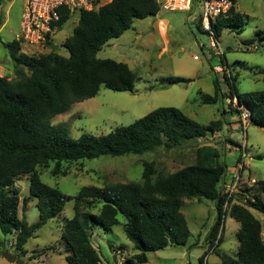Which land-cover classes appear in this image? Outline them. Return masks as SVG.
<instances>
[{
  "label": "trees",
  "instance_id": "1",
  "mask_svg": "<svg viewBox=\"0 0 264 264\" xmlns=\"http://www.w3.org/2000/svg\"><path fill=\"white\" fill-rule=\"evenodd\" d=\"M160 11L156 0H113L98 11L80 13L73 35L63 43L69 57L54 52L28 56L21 54L19 41L5 44L14 64L29 73L28 78L19 81L0 78V231L14 236L13 247L19 258L27 255L25 246L37 231L62 214L67 202L74 201L75 216L62 229L69 253L67 264H101L90 232L95 226L111 232L119 225V215L126 218L124 233L137 250L124 264H146L150 254L187 245L191 230L182 213L184 200L205 199L214 202L217 218L206 238L201 264L211 252L221 264H264L263 225L253 214H264V180H256L252 187L244 189L246 201L237 200L225 210L226 198L221 187L228 167L221 160L220 149L213 144L199 146L194 164L168 175L159 174L154 162H146L142 183L87 186L76 196H68L41 180L38 168L50 163H55L53 173L57 175L63 163L101 156L143 155L163 146L174 149L222 132L224 120L202 125L174 107L158 108L133 124L100 137L83 134L74 140L65 128L53 125L58 115L67 113L76 103L95 98L102 87L114 92L134 91L139 81L137 74L127 64L101 60L97 54L111 39L132 28L134 20L155 17ZM71 17L70 12L63 10L59 28ZM244 26V16L233 7L228 15L217 20L215 30L220 37L229 28L242 33ZM198 29L202 31L201 23ZM261 35L245 44H254L257 39L264 41ZM225 79L231 100L236 98L238 106L251 111L253 125L264 128V90L240 93L237 78ZM165 82L176 85L192 80L170 77ZM214 86L215 95L206 96V104L226 98L218 80ZM24 177L29 181L31 197L37 199L40 219L34 224L27 221L25 212L20 215L21 204L24 202V209L26 200H21L16 183ZM97 203L102 206L95 213ZM228 213L240 225L236 257L220 247L219 233Z\"/></svg>",
  "mask_w": 264,
  "mask_h": 264
},
{
  "label": "rangeland",
  "instance_id": "2",
  "mask_svg": "<svg viewBox=\"0 0 264 264\" xmlns=\"http://www.w3.org/2000/svg\"><path fill=\"white\" fill-rule=\"evenodd\" d=\"M236 11L244 16L243 32L240 33L237 28H229L219 37L220 47L224 52L222 59L228 64L224 73L214 72L215 66L222 65L220 56L210 49L208 35L198 29L199 20L195 22L194 17L189 18L190 13L161 10L155 17L134 20L132 28L121 37L111 39L97 54L98 59H111L127 64L139 77L134 91L114 92L102 87L95 98L76 103L70 111L53 120L54 126L65 128L69 136L76 140L83 134L96 137L108 135L116 128L129 126L158 108L174 107L202 125L224 120L225 126L220 135L216 133L215 141L212 137H206L185 142L174 149L163 146L143 155L101 156L63 163L57 175L53 173L55 163H50L38 168L41 180L68 196H76L87 186L142 183L146 162H154L159 174L175 173L194 164L197 148L205 144L217 146L221 151V160L227 164L230 172L233 171L243 159L240 146L232 144L229 138L224 139L223 134L229 133L228 126L233 125V140L245 146V137L243 140L236 126L240 112L235 111L237 102L230 98L225 77L237 78L236 87L240 93L264 90V41L257 39L256 44L260 46L257 51L249 50L245 44L258 34L264 36V0H237ZM21 15L22 2L0 0V78L12 81L24 80L29 73L25 68L14 64L5 48L6 43L19 41L22 46L21 54L28 56L54 52L69 57L63 43L73 35L79 22V15H72L52 37L50 45L32 46L21 38ZM170 77L191 79L192 82L170 85L165 82ZM215 80H218L226 98L219 99L215 104H206L205 97L215 95ZM229 144L234 146H230V150ZM246 145L248 150L245 163L249 170L244 176L252 174V178L256 180H264V128L249 125ZM16 186L21 200H26L24 209V202L21 204L20 215L25 212L30 224L38 222L40 216L36 207L37 199L29 193L27 177L17 182ZM101 206L99 203L95 204L93 212L98 213ZM182 213L191 230L187 245L167 247L150 254V260L146 264H201L200 258L206 251V238L215 224L217 210L211 200L185 199ZM253 214L262 222L264 233V214L258 211H253ZM74 216L75 202L69 201L62 214L50 220L27 242V255L19 259L25 264H67L66 257L69 253L62 238V229L65 222ZM118 219L119 225L111 232H106L100 226H95L90 232L91 241L100 254L101 264H113L116 249L125 251L127 258L137 251L124 233L126 218L119 215ZM239 228V223L228 213L219 239L222 240L221 249L233 257L237 256L239 249ZM14 243L13 235L5 236L0 231V264H16L2 256L5 252L15 253ZM111 245L117 247L113 248ZM208 264H221V261L216 254L210 253Z\"/></svg>",
  "mask_w": 264,
  "mask_h": 264
},
{
  "label": "built area",
  "instance_id": "3",
  "mask_svg": "<svg viewBox=\"0 0 264 264\" xmlns=\"http://www.w3.org/2000/svg\"><path fill=\"white\" fill-rule=\"evenodd\" d=\"M22 2V15L20 22L21 38L32 46L46 45L48 41H52V37L60 30L59 23L62 17V11L66 10L71 15L80 14L82 12H93L100 10L104 5L113 0H18ZM160 10L167 12H181L190 13V17L195 18V22L199 20L202 31L208 35L210 39V49L220 56L222 63L224 52L220 47L219 37L215 30L217 20L230 13L233 7H236L237 0H156ZM198 8L200 11L198 12ZM259 44L248 45L251 51L259 50ZM198 59V57H195ZM228 69L227 63H222L221 66H215L214 72L216 74L224 73ZM240 111L237 118V128L240 134L245 137V146L240 145V153L243 158L233 171L227 169V173L222 182V195L226 198L225 210H228L232 203L237 200L246 201L247 196L244 193L245 188H250L256 183V179L250 175L244 176L245 172L249 170L245 163L247 156V130L252 124V113L244 106H238ZM216 135V134H215ZM215 141V136L212 137ZM17 185V183H16ZM221 232L219 233V237ZM264 238V233L262 232ZM212 253V252H211ZM208 257V255H207ZM207 257L205 264H208ZM127 257L125 251L116 249L114 252L113 264H124Z\"/></svg>",
  "mask_w": 264,
  "mask_h": 264
},
{
  "label": "crops",
  "instance_id": "4",
  "mask_svg": "<svg viewBox=\"0 0 264 264\" xmlns=\"http://www.w3.org/2000/svg\"><path fill=\"white\" fill-rule=\"evenodd\" d=\"M237 5V4H236ZM236 123V122H235ZM236 126H237V124H236ZM228 129H229V133H225V134H223V138L225 139V138H229L230 140H232L233 142H235L234 140H233V138H232V133H233V131H234V126L232 125V126H228ZM221 133H217V135H220ZM217 135H215V139H216V137H217ZM228 144V143H227ZM233 144V143H232ZM239 144V143H238ZM230 146L232 147L233 145H228V149L230 150ZM234 147V146H233ZM227 156V155H226ZM224 159L226 160L227 159V157H224ZM250 176L252 177V174H250ZM113 248L114 247H117V246H115V245H111ZM136 253H137V251H136ZM135 253V254H136ZM154 254V253H153ZM208 257H209V255H208ZM208 257H207V260H208ZM149 260H150V258H149Z\"/></svg>",
  "mask_w": 264,
  "mask_h": 264
},
{
  "label": "water",
  "instance_id": "5",
  "mask_svg": "<svg viewBox=\"0 0 264 264\" xmlns=\"http://www.w3.org/2000/svg\"><path fill=\"white\" fill-rule=\"evenodd\" d=\"M2 256L4 258H6L7 260L14 262L16 264H25L21 259H19V257L16 255V251L15 253H9V252H5L2 254Z\"/></svg>",
  "mask_w": 264,
  "mask_h": 264
}]
</instances>
